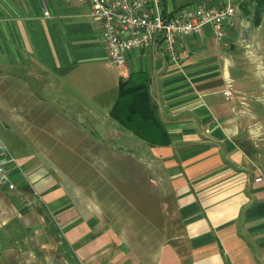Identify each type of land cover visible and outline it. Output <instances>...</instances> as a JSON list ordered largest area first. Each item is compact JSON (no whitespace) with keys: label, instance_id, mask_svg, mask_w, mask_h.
<instances>
[{"label":"crops","instance_id":"1","mask_svg":"<svg viewBox=\"0 0 264 264\" xmlns=\"http://www.w3.org/2000/svg\"><path fill=\"white\" fill-rule=\"evenodd\" d=\"M241 1L225 38L207 26L176 60L157 41L118 66L87 4L0 0V153L16 185L0 186V264H264V14L241 57ZM121 81L148 92L166 143L112 117Z\"/></svg>","mask_w":264,"mask_h":264},{"label":"built area","instance_id":"2","mask_svg":"<svg viewBox=\"0 0 264 264\" xmlns=\"http://www.w3.org/2000/svg\"><path fill=\"white\" fill-rule=\"evenodd\" d=\"M79 1L87 4L90 14L101 23L109 59L118 66L126 63L130 51L150 47L157 41H161L165 53L176 60L180 39L199 33L207 26L217 39H223L235 26L238 15V0H194L174 16L165 13L163 0ZM44 14H50L46 7ZM13 162L15 159L9 151L2 150L0 186L9 190L16 188L10 173Z\"/></svg>","mask_w":264,"mask_h":264},{"label":"trees","instance_id":"3","mask_svg":"<svg viewBox=\"0 0 264 264\" xmlns=\"http://www.w3.org/2000/svg\"><path fill=\"white\" fill-rule=\"evenodd\" d=\"M240 14L247 17H251L253 25L258 27L263 19L264 14V0H242L240 2ZM171 16V15H170ZM141 90H144L143 92ZM146 102L152 106L153 101L148 92L145 93L144 87H128L126 83L121 81L119 96L112 107L111 115L124 127L133 130L136 134H139L151 144L166 143L160 132L163 130L162 124L159 120L152 121V124L148 123V118L144 117L141 104ZM154 112L152 113V119L154 120ZM155 129L159 135H149V129ZM165 134V133H164Z\"/></svg>","mask_w":264,"mask_h":264},{"label":"rangeland","instance_id":"4","mask_svg":"<svg viewBox=\"0 0 264 264\" xmlns=\"http://www.w3.org/2000/svg\"><path fill=\"white\" fill-rule=\"evenodd\" d=\"M241 15H239V18ZM242 22L240 26V38L238 39V44H237V49L239 52L243 51L244 54L241 55V57H245L246 50L248 49L247 44H250V46L255 43L253 33L255 32L254 28L255 26L253 25V22L251 20V17H247L242 15L241 17ZM136 139V138H135ZM109 140V139H108ZM111 143L113 145H126L123 142L118 141L117 139H110Z\"/></svg>","mask_w":264,"mask_h":264}]
</instances>
